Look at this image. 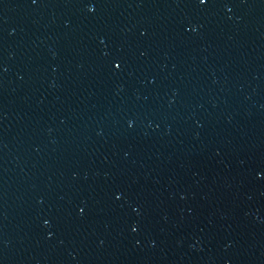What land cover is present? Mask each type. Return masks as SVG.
Masks as SVG:
<instances>
[{
    "label": "water",
    "instance_id": "95a60500",
    "mask_svg": "<svg viewBox=\"0 0 264 264\" xmlns=\"http://www.w3.org/2000/svg\"><path fill=\"white\" fill-rule=\"evenodd\" d=\"M0 264H264V0H0Z\"/></svg>",
    "mask_w": 264,
    "mask_h": 264
}]
</instances>
